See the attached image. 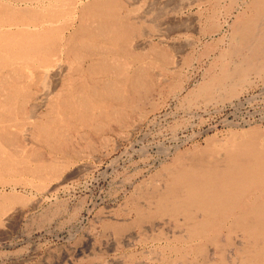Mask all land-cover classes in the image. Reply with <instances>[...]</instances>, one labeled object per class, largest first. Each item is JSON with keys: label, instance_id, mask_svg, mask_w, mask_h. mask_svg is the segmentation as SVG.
I'll list each match as a JSON object with an SVG mask.
<instances>
[{"label": "bare ground", "instance_id": "bare-ground-1", "mask_svg": "<svg viewBox=\"0 0 264 264\" xmlns=\"http://www.w3.org/2000/svg\"><path fill=\"white\" fill-rule=\"evenodd\" d=\"M189 2L0 0V241L24 215L10 210L16 196L1 192L27 186L26 179L58 178L81 156L69 134L75 136L78 128L87 136L102 134L108 123L121 124L136 110L142 95L152 90L150 69L168 63L164 45L157 44L162 48L151 58L143 54L147 24H157L158 37L187 30L190 23L172 13ZM244 10L231 34L238 43L229 53L251 48L238 38L244 33L259 37L256 51L262 55L264 28L258 23L264 21V0H253ZM243 55L245 63L257 59ZM261 137L254 131L231 133L189 157L174 158L177 170L169 173L165 190L149 195L156 197L154 212L135 207L137 221L182 217L184 230L155 256L158 264H264ZM209 246L217 255L207 253Z\"/></svg>", "mask_w": 264, "mask_h": 264}, {"label": "rangeland", "instance_id": "rangeland-1", "mask_svg": "<svg viewBox=\"0 0 264 264\" xmlns=\"http://www.w3.org/2000/svg\"><path fill=\"white\" fill-rule=\"evenodd\" d=\"M213 1L178 6L172 14L190 28L167 38L156 36L157 24H147L143 54L151 58L164 45L169 64L153 65L152 90L121 124L110 122L104 133L91 136L78 128L69 137L81 156L61 169L58 178L26 179L22 181L31 184L1 192L15 195L18 201L10 210L24 215L0 241V264H158L155 256L184 230L182 217L137 221L135 207L154 212L156 197L149 195L165 190L169 173L177 170L174 158L189 157L231 133L254 131L263 138L264 54L256 51L259 37L240 34V42L251 48L229 53L238 43L234 29L253 0ZM258 24L264 28V21ZM242 54L257 59L245 63ZM209 248V255L218 253Z\"/></svg>", "mask_w": 264, "mask_h": 264}]
</instances>
